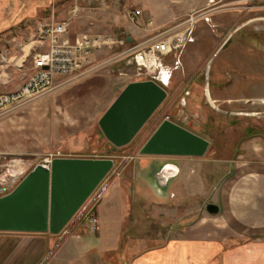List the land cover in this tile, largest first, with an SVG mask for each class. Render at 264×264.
Returning a JSON list of instances; mask_svg holds the SVG:
<instances>
[{"label":"rangeland","instance_id":"obj_1","mask_svg":"<svg viewBox=\"0 0 264 264\" xmlns=\"http://www.w3.org/2000/svg\"><path fill=\"white\" fill-rule=\"evenodd\" d=\"M214 2L207 3L209 6H206L205 10L194 15L195 21L192 25L197 28L194 36H197L198 32L205 33L200 46L208 58L201 61L200 55L196 54L189 64L193 71H200V83L205 78L206 70L214 72L219 66L232 68V61L252 68L264 67V25L244 26L242 34L231 42L233 44L213 57L216 47L214 39L220 36L221 28H228L230 30L228 34H233L236 28L233 24L234 18L231 17L234 4L225 5L217 3L216 0ZM136 11H141L142 15L133 22L130 20V14ZM184 11L183 6L176 0H55L53 9L48 13L50 17L47 18L51 23L66 22L73 39L83 35L103 36L117 41L125 40L126 45H113L98 55L96 61L103 66L91 75L77 80L60 78L48 93L28 102L22 108L0 115V154L9 156L8 161L14 167L16 159L24 162L27 170L29 168L31 172L38 165L45 164L47 160L58 157L115 160L113 171L100 188L103 190L100 204L109 190L112 191L113 187L120 189L126 203L125 232H129L124 236L125 243L131 248V258L148 249L163 246L169 232L196 223L201 214L206 213L205 203L213 202L214 189L228 169V166H218L219 161L223 164L222 160H234V150L231 148H238L241 140L246 137L243 124L245 118L241 120L242 124L236 118L238 126L235 128L232 115L228 117L226 114V111L237 112L234 104H227V108L221 111L223 122L219 121L218 124L217 119L214 120L212 114L208 112V108H214L207 103L203 86H198L195 93L191 92L186 108L181 106L175 109L171 104L173 98L178 96L176 83L167 89V99L131 145L114 151L111 143L101 134L99 121L125 89L126 80L122 78L121 73L130 57L121 60L115 59L116 56L127 48L147 42L153 37L154 34L140 41L141 29H153L163 23L171 24L168 28L174 27L180 22L175 21V18ZM218 18L225 24L220 25L222 23ZM211 20H214V23ZM149 21H153V27H149ZM205 23H207L205 30H201ZM22 27L9 31L0 38V94L17 92L33 74L30 55L27 63H24L23 67L20 65L24 52H32L34 47H38L35 43L37 32L34 35L25 33L27 34L25 36L24 26ZM18 30L22 31L21 35H19L21 31L18 33ZM239 32L238 28L236 33ZM128 38H132V43L128 42ZM195 46H199V43ZM186 59L179 54L173 56L174 68L179 67ZM163 75V72L158 73L156 78L162 80ZM227 77L229 76L225 74L220 75V79ZM259 78L264 82V73ZM178 81L180 82L179 79L175 82ZM259 85L264 89L263 83ZM224 88L222 91L211 92L212 105L216 110L219 108L218 101L221 98L232 100L235 97L233 83L230 87L227 85ZM261 92L264 96V90ZM194 94L197 95L196 98ZM240 109L245 111L250 110V107L244 105L240 106ZM257 110L264 112V105L258 106ZM172 115H175L182 126L192 133L207 136L204 138L211 145L204 157L158 159L141 154V146L152 134L157 120ZM207 128L208 132L205 131ZM170 161L189 163V170L183 172L177 181H171L167 188H162L155 174L161 168L159 162ZM152 162L158 164L156 166L153 164L148 172ZM140 165L142 169L139 168ZM188 175L192 178L189 179ZM163 176L161 174L158 178L161 177L164 181L170 178ZM188 181L194 182V191H191L192 185L186 183ZM147 183L154 190L159 188L162 193L153 195ZM157 201L161 202V209L157 206ZM98 207L99 205L97 210ZM74 224L75 221L64 231L71 235H80L78 232L82 227L93 229V225L85 219L78 226ZM98 225L99 220L97 229ZM144 244L145 248L142 249Z\"/></svg>","mask_w":264,"mask_h":264},{"label":"crops","instance_id":"obj_2","mask_svg":"<svg viewBox=\"0 0 264 264\" xmlns=\"http://www.w3.org/2000/svg\"><path fill=\"white\" fill-rule=\"evenodd\" d=\"M176 1L185 10L184 13L175 18V21L180 20L177 25H183L190 17L205 10V7L209 6L207 3H215V0ZM216 1L225 5L234 4L231 17L234 18L233 24L236 28L233 34H228L230 31L228 28H221L220 36L214 39L216 47L213 57L230 47L233 44L231 42L242 34L244 26L264 25V0ZM54 2L55 0H0V38L9 31L23 28L22 26H24V34L31 33L34 35L40 27L51 23L47 17H50L48 13L53 9ZM209 19L206 18V20ZM211 22L214 23V20ZM224 24L225 22L220 25ZM170 25L163 23L153 29H141L140 41L155 35L158 30L168 28ZM206 25L207 23L201 30H205ZM238 28L240 32L236 33ZM195 30H197L196 26L191 27V35L194 41L188 43L179 53L180 56L187 59L177 67L178 70L174 68L173 56H169L162 61L160 66V70L164 74L162 80L156 77L152 80L166 90L173 83H176L178 96L175 94V98L183 99V103L187 106L189 105L187 99L191 96V92L195 93L198 86L205 87L207 103L214 108H208V112L212 114L214 120L217 119L218 124L219 121L223 122L224 120L221 118V111H224L227 104L231 103L236 106L237 112L228 113L226 111V114L228 117L232 115L235 128L238 126L235 119L238 118L241 123V120L245 118L243 124L245 125L246 137L241 140L238 148L230 147L234 150V160H222L223 164L219 161L220 165L218 166H228V169L214 189L213 202H206L217 205L219 213L210 214L204 207L206 213L201 214L196 223L183 226L181 230L169 232L163 246L148 249L131 258V248L125 243L126 236H124L129 232H125L126 203L120 189L113 187L112 191L107 192L98 207L99 225L96 231L90 227H82L78 232L80 235H71L66 231L59 235H53L49 232H0V264H264V112L257 110L258 106L264 105V96L261 92L264 89L259 85V83L264 84L259 78L264 73V67L242 66L234 61L231 63L229 58L232 68L219 66V69L214 72L206 70L204 72L205 78L200 83V71H193L194 69L189 64L191 58L196 54L200 55L201 61H204L208 56L200 46L205 33L198 32V35L194 36ZM20 31L18 30V33ZM21 34L22 31L19 35ZM132 41V38L131 41L128 40L129 43ZM198 43L199 46L196 47L195 45ZM23 51L25 50L23 49ZM30 53L31 51L29 53L24 52L21 58L23 61H20L21 67L27 63ZM221 74L229 77L220 79ZM60 78L58 77L56 80ZM122 78L126 80L125 87L131 82L147 80ZM178 79L180 82H175ZM230 82L233 83L235 97L232 100L221 98L218 101L219 108L216 110L215 106L212 105L211 92L214 90L222 91L227 85L230 87ZM248 91L250 92L248 93ZM194 95L196 98L197 95ZM244 105L250 107V110H241L240 106ZM205 131L208 132L209 128ZM101 134H103L102 131ZM204 135L199 136L203 139L207 138ZM210 145L209 142V147ZM188 158L202 157H185L184 159ZM153 164L156 166L158 163L152 162L148 167V172ZM159 164H161V168L158 172L170 168L173 172L171 175H173L179 171L178 175L171 178L169 183L165 180V187L161 186L162 188H167L171 181H177L183 172L189 170V163L170 161L159 162ZM139 168L142 169L143 167L140 165ZM190 176L188 175L189 179L192 178ZM156 179L158 180V177ZM186 183L192 185L190 188H192L191 191H194V182L188 181ZM202 185L204 184L202 183ZM147 187H151L153 195L157 196V193H162V190L159 188L154 190L152 186H148V183ZM160 205L161 202L157 201L159 209H161ZM91 236H95V238ZM143 246L142 249L145 248V244Z\"/></svg>","mask_w":264,"mask_h":264},{"label":"water","instance_id":"obj_3","mask_svg":"<svg viewBox=\"0 0 264 264\" xmlns=\"http://www.w3.org/2000/svg\"><path fill=\"white\" fill-rule=\"evenodd\" d=\"M167 97V90L154 80L131 82L99 121L104 137L116 149L128 146ZM208 148L209 142L199 135L165 124L141 154L202 157ZM115 165L113 159L81 158H56L50 165H38L12 193L0 198V232L59 235ZM205 207L210 214L219 213L215 204Z\"/></svg>","mask_w":264,"mask_h":264},{"label":"built area","instance_id":"obj_4","mask_svg":"<svg viewBox=\"0 0 264 264\" xmlns=\"http://www.w3.org/2000/svg\"><path fill=\"white\" fill-rule=\"evenodd\" d=\"M141 15V11H136L130 14V20L136 22ZM194 21L193 15L183 25L158 30L149 41L133 45L116 56L115 59L121 60L130 57L121 76L136 80L155 78L165 58L176 57L188 43L194 41L191 35ZM153 24V21L148 22L149 27H153ZM35 41L38 47H34L30 53L33 74L17 92L0 94V115L22 108L28 102L48 93L56 86L58 77L77 80L91 75L103 66L96 61L98 55L113 45H126L125 40L117 41L103 36L83 35L73 39L66 22L40 27ZM8 158L9 156L0 154V198L12 193L30 173L23 161L21 163L16 159L14 167ZM53 159L47 160L45 164L50 165ZM101 187L102 184L74 217V226L85 219L96 231L99 220L97 206L100 205V196L103 194Z\"/></svg>","mask_w":264,"mask_h":264},{"label":"flooded vegetation","instance_id":"obj_5","mask_svg":"<svg viewBox=\"0 0 264 264\" xmlns=\"http://www.w3.org/2000/svg\"><path fill=\"white\" fill-rule=\"evenodd\" d=\"M183 99H181V100H178V99H176V98H173V101H172V106L174 105L175 106V109H177V108H179V107H181V106H183L184 108H186L187 107V105L186 104H184L183 103ZM157 112V111H156ZM156 114V113H155ZM155 114L151 117V119L147 122V124L144 126V128L141 130V132L146 128V126L149 124V122L154 118V116H155ZM180 119V118H179ZM165 124H172V125H176V126H178V127H181V128H183V129H185V130H187V131H189V129L187 128H185V127H183L182 126V124H181V121L180 120H177L176 119V116L175 115H172V116H166L165 118H163V117H161L160 119H158L157 120V122H156V124H155V126H154V130H152V134L147 138V140L143 143V145L141 146V149H140V152L142 151V149L144 148V146L147 144V142L153 137V135L157 132V130L162 126V125H165ZM140 132V133H141ZM191 132V131H190ZM139 133V134H140ZM138 134V135H139ZM195 134V133H194ZM137 135V136H138ZM135 140V139H134ZM134 140L131 142V144L134 142ZM131 144H129V145H131ZM128 145V146H129ZM128 146H126V147H128ZM126 147H124V148H126ZM146 156H150V157H154V158H158V159H161V158H166V159H174V158H185V157H188V156H181V155H146ZM203 157V156H202ZM170 168H167V169H165V171H164V169L161 171V172H156V174H155V176H159V175H161V174H163L164 176L163 177H167V176H169V175H171L173 172H172V169H170ZM158 182H159V185L160 186H162L163 187V185H164V180H162L161 179V177H159L158 178Z\"/></svg>","mask_w":264,"mask_h":264},{"label":"trees","instance_id":"obj_6","mask_svg":"<svg viewBox=\"0 0 264 264\" xmlns=\"http://www.w3.org/2000/svg\"><path fill=\"white\" fill-rule=\"evenodd\" d=\"M112 149L114 150V151H118L119 149H116L115 147H113L112 146ZM123 149V148H122ZM122 149H120V150H122Z\"/></svg>","mask_w":264,"mask_h":264}]
</instances>
